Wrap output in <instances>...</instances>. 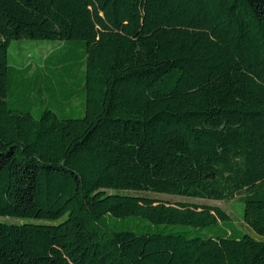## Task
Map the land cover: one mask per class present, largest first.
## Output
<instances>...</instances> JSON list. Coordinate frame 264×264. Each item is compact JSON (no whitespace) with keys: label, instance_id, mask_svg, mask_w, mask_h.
Here are the masks:
<instances>
[{"label":"trees","instance_id":"obj_1","mask_svg":"<svg viewBox=\"0 0 264 264\" xmlns=\"http://www.w3.org/2000/svg\"><path fill=\"white\" fill-rule=\"evenodd\" d=\"M0 264H264V0H0Z\"/></svg>","mask_w":264,"mask_h":264},{"label":"rangeland","instance_id":"obj_2","mask_svg":"<svg viewBox=\"0 0 264 264\" xmlns=\"http://www.w3.org/2000/svg\"><path fill=\"white\" fill-rule=\"evenodd\" d=\"M51 41L47 40H30V39H23V40H14L11 42L9 46V51L12 52L13 49H16L18 46L22 47V49L17 50L18 56L16 57L17 61L26 60V58L33 56V48L41 49L44 46L51 45ZM45 54V50L41 51V55ZM133 193V192H132ZM137 195L142 196H150L153 198H158L162 200H168L171 202H178V201H190L195 203H206L211 205H217L220 206L222 209H224L232 218V221L237 224L238 226H242V222L240 219V212L242 208V202L239 200L238 196L234 199L225 202L222 200H208V199H199V198H190V197H181V196H174L169 194H163V193H152V192H137L134 193ZM245 228V227H244Z\"/></svg>","mask_w":264,"mask_h":264}]
</instances>
